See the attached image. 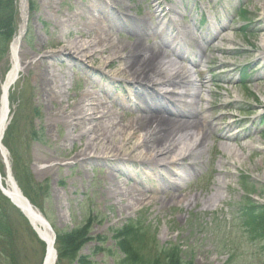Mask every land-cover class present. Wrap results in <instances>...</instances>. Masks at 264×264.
<instances>
[{
	"label": "rangeland",
	"instance_id": "374dc122",
	"mask_svg": "<svg viewBox=\"0 0 264 264\" xmlns=\"http://www.w3.org/2000/svg\"><path fill=\"white\" fill-rule=\"evenodd\" d=\"M81 2L82 0H38V10L34 13L29 10L27 35L19 53L25 70L11 91L14 99L19 100L10 116L12 121L18 119L11 140L12 149L15 148L24 165L30 167L35 183L44 185L48 190L38 203L39 210L51 221L52 227L62 231L91 226L92 240L81 251L89 264H121L122 255L116 247L112 231L130 220L146 222L149 235L145 248L151 252V261L156 248L179 244L187 254L185 259L193 257L196 264H264L262 244L249 243L242 232L234 227V217L241 216L239 204L243 203L245 197L239 185L242 171L252 177L255 199L264 203V0L157 1L159 12L164 9L168 11V19L180 22L185 27H199L197 40L208 36L211 23H219L220 18L228 22L226 24L229 30L216 41L223 52L215 53L208 48L205 51L208 58L215 57L219 64L214 66L216 73L206 74L208 83L201 96L204 106L215 103L221 107L215 115L218 127L233 139L239 135L237 142L227 144L237 155L231 156L224 151L225 144L217 139L222 132L219 131L213 141L208 142L201 158V161L208 163L200 170L188 174L180 183L181 195L190 197L191 200L197 195L199 200L195 204H164L160 201L161 196L151 191L158 186V181L153 178L144 182L146 196L152 201L133 206L132 210L125 208L126 202L115 204L108 199L107 185L110 183L104 180L109 170L107 164H74L73 157L79 151L80 143L68 144L66 149L61 147L68 131L63 125L58 128L51 126L50 112H54L56 105L42 102L40 85L34 80L38 72L36 63L42 56L54 53L59 48L56 46L58 41L67 42L72 39L68 35L60 36L61 30L57 23L61 15L72 12ZM125 2L130 7V15L145 12L144 0ZM224 4L228 5L227 14L219 9L209 10V7ZM51 6H54L56 13ZM240 8L244 10L239 12ZM173 10L180 16L173 14ZM204 14L208 16L206 21H203ZM246 24L254 26L247 32L237 31ZM120 30L121 35L117 37L119 40L131 44L136 42V37H132L133 33H129L126 28ZM174 45L175 43L173 47ZM193 51L197 53L196 48ZM11 60L10 56V63ZM250 63L249 73H254V82L248 87L240 86L241 68ZM63 65L65 81L71 84L68 94L71 100H76L84 89L86 78L77 67H68L65 63ZM5 69L6 62L0 65V86L4 83ZM203 69H207V64ZM114 71L109 68L107 73ZM191 77L197 81L203 79L194 73ZM115 92H120L119 88ZM239 109L246 113L241 114ZM138 115L135 108L125 105L121 107L117 121L121 124L129 123ZM241 123L244 125L240 133L233 134L232 129L240 127ZM6 150L13 167V157ZM0 162V167H4L6 174L4 182H7L8 171L2 155ZM220 162L225 164L223 169L219 168ZM184 163L183 171L186 172L189 168L186 167L187 161ZM220 173L230 176L226 180L228 187L222 190L224 201L205 205L202 199L215 193ZM12 175L16 178L15 172L12 171ZM17 177L21 178L20 173ZM119 180L126 181V175L120 174ZM7 211L19 231L21 264H40L43 250L38 238L32 235L26 219L16 209L7 206ZM0 264H4L1 259Z\"/></svg>",
	"mask_w": 264,
	"mask_h": 264
},
{
	"label": "bare ground",
	"instance_id": "6f19581e",
	"mask_svg": "<svg viewBox=\"0 0 264 264\" xmlns=\"http://www.w3.org/2000/svg\"><path fill=\"white\" fill-rule=\"evenodd\" d=\"M125 1L82 0L79 7L61 15L57 23L60 36L68 35L72 39L58 41L59 48L54 53L42 56L36 63L38 72L34 80L40 85L42 102L56 105L54 112H50L51 126L63 125L68 131L61 147L66 149L68 144L80 143L73 157L74 164L108 165L104 180L110 183L107 185L109 200L115 204L126 202L125 208L129 210L152 201L146 196L144 182L155 178L158 186L151 191L160 195L164 204L193 205L199 198L195 195L191 200L181 195L180 183L208 163L201 161L208 142L222 131L217 139L225 144L224 151L231 156L237 155L227 146L232 139L216 123L215 115L221 107L217 104L204 106L201 96L208 83L206 74L216 73L214 66L219 64L215 57L208 58L205 51L207 48L215 53L220 51L216 41L222 31L228 30V25L223 21L211 23L208 36L199 42L194 36L195 28L188 31L180 22L166 19L168 12H159L158 0H144L145 12L135 16L128 13L130 7ZM19 2L21 21L12 46L13 67L2 86L0 155L10 119L5 97L25 70L19 53L26 37L29 13L27 1ZM51 8L56 13L54 6ZM174 13L180 16L176 10ZM123 28L133 33L135 43L117 38ZM212 29L219 32L214 33ZM179 41L182 47L174 48L173 44ZM192 48H196L197 53ZM63 63L77 67L86 78L84 89L76 100H71L68 94L71 84L65 81ZM109 68L115 71L108 74ZM191 70L203 79L193 80ZM117 88L123 94L116 93ZM133 95L140 99L132 102L139 115L121 124L117 121L119 111ZM185 161L189 172L183 171ZM224 166L219 163L220 169ZM120 174L126 175L127 180H119ZM219 176L215 193L202 199L205 205L224 201L222 190L228 187L226 180L230 176L224 173ZM11 185L9 181L7 192L14 196ZM26 215L40 238L45 240L47 264H56L53 235L35 219L36 212L27 209Z\"/></svg>",
	"mask_w": 264,
	"mask_h": 264
},
{
	"label": "trees",
	"instance_id": "16d2710c",
	"mask_svg": "<svg viewBox=\"0 0 264 264\" xmlns=\"http://www.w3.org/2000/svg\"><path fill=\"white\" fill-rule=\"evenodd\" d=\"M31 10L37 9V0H29ZM17 28V8L16 0H0V64L9 62V46ZM9 65L6 67L8 69ZM16 100L11 97V103ZM15 131V126L9 127L5 144L10 148V140ZM15 156V174L19 185L26 197L37 207L42 197L47 193V188L34 181L28 165H24L21 157L11 149ZM9 200L0 193V255H6L10 264H18L16 257V245L19 231L12 223L7 211ZM247 213V223L254 231H261L264 235V205L253 203L249 200ZM86 226V225H85ZM78 227L71 231L57 230L56 248L58 251V264L64 261L68 263L78 262L79 264H89L87 259L80 256L84 246L91 240L89 227ZM148 229L145 223L129 221L121 228L113 232L116 245L123 255L121 264H195L193 257L188 261L184 259L185 251L181 245H172L166 248L155 250L153 261L150 260L151 252L145 248L148 239Z\"/></svg>",
	"mask_w": 264,
	"mask_h": 264
},
{
	"label": "water",
	"instance_id": "95a60500",
	"mask_svg": "<svg viewBox=\"0 0 264 264\" xmlns=\"http://www.w3.org/2000/svg\"><path fill=\"white\" fill-rule=\"evenodd\" d=\"M20 196H21V199H22V201H23V203H24V206H29V207H31V205L29 204V201L26 199V198H24L22 195H21V193H20ZM32 208V207H31ZM38 217H39V219L47 226V227H49V224L43 219V218H41V216H39L38 215Z\"/></svg>",
	"mask_w": 264,
	"mask_h": 264
}]
</instances>
